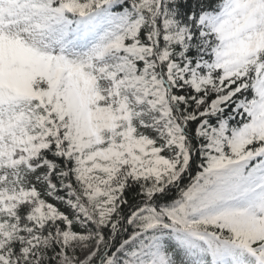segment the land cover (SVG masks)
<instances>
[{
  "label": "snow or ice",
  "instance_id": "obj_1",
  "mask_svg": "<svg viewBox=\"0 0 264 264\" xmlns=\"http://www.w3.org/2000/svg\"><path fill=\"white\" fill-rule=\"evenodd\" d=\"M0 264H264V0H0Z\"/></svg>",
  "mask_w": 264,
  "mask_h": 264
}]
</instances>
